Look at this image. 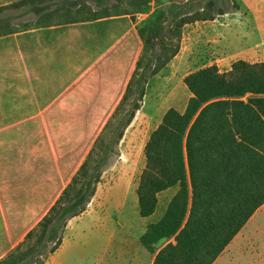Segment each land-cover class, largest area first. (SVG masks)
Returning a JSON list of instances; mask_svg holds the SVG:
<instances>
[{"label": "trees", "instance_id": "1", "mask_svg": "<svg viewBox=\"0 0 264 264\" xmlns=\"http://www.w3.org/2000/svg\"><path fill=\"white\" fill-rule=\"evenodd\" d=\"M197 1L19 0L0 7V38L34 28L135 15L118 11L127 4L135 5L138 14L151 2L167 3L164 11H155L123 40L127 42L123 103L140 69L147 86L179 53L185 26L239 10L236 0ZM80 13L87 17L78 18ZM26 16H33L38 25L31 28L19 21ZM60 17L65 20L50 22ZM183 84L191 97L183 113L169 109L150 134L136 190L139 215L149 218L157 212L158 196L174 189L161 217L139 239L142 248L154 256L153 264H213L264 205V62L237 61L223 73L216 66L205 67L187 75ZM121 94L122 89L118 98ZM144 95L143 87L117 136V145ZM115 106L111 105L105 118ZM120 108L121 104L113 117ZM104 124V120L86 123L94 127L86 147ZM94 150L70 183L68 178L64 181L60 197L45 216L0 264H44L59 249L68 221L86 210L102 176V160L89 168ZM83 157L84 152L77 166Z\"/></svg>", "mask_w": 264, "mask_h": 264}, {"label": "crops", "instance_id": "2", "mask_svg": "<svg viewBox=\"0 0 264 264\" xmlns=\"http://www.w3.org/2000/svg\"><path fill=\"white\" fill-rule=\"evenodd\" d=\"M17 1L0 0V7ZM230 14L242 16L246 11L240 4ZM136 15L34 28L0 38V259L45 216L60 197L64 181L68 178L70 183L104 136L116 107L124 103L127 42L123 40L137 28ZM199 23L207 22L195 24ZM180 53L181 48L151 80L173 66ZM111 105L116 106L105 118ZM145 106L144 96L123 138L136 119H151ZM103 120L95 141L86 147L94 131L86 123ZM104 172L86 210L68 221L61 246L44 264H131L112 257V251L119 249L114 236L123 230L112 217L139 214L138 197L130 188L119 201L116 188L122 179L107 180Z\"/></svg>", "mask_w": 264, "mask_h": 264}, {"label": "rangeland", "instance_id": "3", "mask_svg": "<svg viewBox=\"0 0 264 264\" xmlns=\"http://www.w3.org/2000/svg\"><path fill=\"white\" fill-rule=\"evenodd\" d=\"M236 2L242 4V10L246 11V15L228 14L214 22L187 26L184 29L181 53L177 61L159 77L151 80L148 86L143 85L142 69L138 71L126 100L113 117L89 161L91 169L102 160L99 167L102 172H106L104 173L107 180L122 179V185L116 188V197L119 201L123 198L125 190L128 192L127 189L131 188L132 191H136L139 177L145 167L144 147L164 114L171 108L180 113L184 112L191 97L183 84V79L187 75L210 66H216L222 73L227 72L237 61L250 64L264 62V0ZM167 7L168 4L165 2L158 4L151 2L148 6L142 7L141 13L138 14L135 13L136 6L132 4L122 6L118 11L137 14L139 28L155 11H164ZM77 15L78 18L87 17L85 13ZM60 20L65 19L52 18L50 22L57 23ZM19 21L32 25L31 28L38 25L33 16H26ZM143 87L146 94L145 112L152 114V117L150 120L136 119L125 133L122 142L117 145V136L129 119L132 107L137 103ZM119 155L121 158H118ZM173 193L174 189L160 196L159 208L149 219H141L136 212L129 213L125 219L112 217L116 225L123 228L114 236V243L119 249L112 251L114 252L112 257L124 258L131 264H153L154 256L142 248L139 239L146 227L161 217L165 202ZM214 264H264V205Z\"/></svg>", "mask_w": 264, "mask_h": 264}]
</instances>
